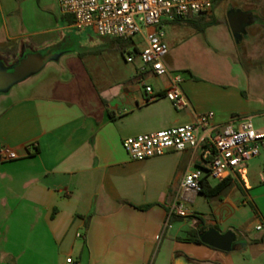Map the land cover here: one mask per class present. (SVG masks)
Segmentation results:
<instances>
[{"label":"crops","instance_id":"crops-1","mask_svg":"<svg viewBox=\"0 0 264 264\" xmlns=\"http://www.w3.org/2000/svg\"><path fill=\"white\" fill-rule=\"evenodd\" d=\"M215 1L211 19L194 20L202 30L164 39L163 64L179 73L188 103L182 110L163 95L169 75L141 73L139 62L99 68L89 54H59L3 94L0 149L16 159L0 158V264H264V164L230 172L222 193L206 198L180 191L188 171L205 167L201 147L132 160L122 146L206 112L211 135L233 118L264 120V4L240 0L213 17ZM230 10L253 16L240 41ZM72 28L57 0H0V61L47 50ZM146 86L160 97L146 102ZM177 199L188 217L171 212ZM212 229L234 235L230 252L180 240Z\"/></svg>","mask_w":264,"mask_h":264},{"label":"built area","instance_id":"built-area-1","mask_svg":"<svg viewBox=\"0 0 264 264\" xmlns=\"http://www.w3.org/2000/svg\"><path fill=\"white\" fill-rule=\"evenodd\" d=\"M213 1L57 0V3L62 14L72 17L73 26L77 29L92 27L100 37L131 41L134 36L140 35L142 47L137 49L136 56L129 55L126 62L133 63L136 57L141 73L147 72L154 77L169 75L170 83L163 95L175 110H182L188 103L180 88L181 77L170 74L163 64V58L168 53L164 26L175 20L210 14ZM145 91L148 95L146 102L160 97L149 86L145 87ZM212 117V112L202 113L192 124L130 137L123 140L122 146L132 160H145L169 151L201 147L205 167L188 171L180 185L183 193H198L204 177L222 180L230 172L258 157L264 148V124L255 126L251 117L233 118L211 135ZM0 158L13 160L16 155L0 149ZM171 212L180 218L190 215L186 202L180 199L174 201ZM256 229L261 230L262 225L259 224ZM65 263L77 264L72 257H67Z\"/></svg>","mask_w":264,"mask_h":264},{"label":"rangeland","instance_id":"rangeland-1","mask_svg":"<svg viewBox=\"0 0 264 264\" xmlns=\"http://www.w3.org/2000/svg\"><path fill=\"white\" fill-rule=\"evenodd\" d=\"M240 0H216L214 2V16L219 17L226 7L233 8V3L237 4ZM264 4V0H260ZM227 10V11H228ZM258 10H256L257 13ZM205 19L201 22H205L211 18L208 15H204ZM194 18L192 20H196ZM175 26V27H173ZM178 26V27H176ZM178 30V31H177ZM166 40L179 41L185 35L194 34L195 29L192 24L188 22H175L174 24L168 25L164 28ZM111 38H103L98 36L92 27L77 29L72 28L65 32L64 34H59L56 41L52 42L49 46L59 45L60 47L55 52L56 54H89L86 56L88 63H96L99 68L109 69V68H120L122 70H132V63H127L126 58L129 55L136 56L137 49H140L143 45L140 35L134 36L132 43L125 47L123 51H120L116 44L111 42ZM48 46V47H49ZM36 51V50H35ZM45 48H40L37 52H43ZM19 56L14 58H2L7 65H13L19 60ZM138 59L134 57V62H138ZM133 62V63H134ZM179 75V73H176ZM30 78V77H29ZM16 87H13L9 92H12ZM4 97L0 94V102ZM255 126L264 124V120L254 119ZM254 159V160H253ZM250 164L253 162H260L264 164V148L260 151V156L256 159L253 158ZM213 180V179H212Z\"/></svg>","mask_w":264,"mask_h":264},{"label":"water","instance_id":"water-1","mask_svg":"<svg viewBox=\"0 0 264 264\" xmlns=\"http://www.w3.org/2000/svg\"><path fill=\"white\" fill-rule=\"evenodd\" d=\"M226 19L233 37L240 41L246 26L252 23L253 16L250 13L230 10L226 15ZM59 47V45L51 46L44 53L28 52L13 65H7L5 62L0 61V94H7L13 87L39 73L48 62L59 56L55 53ZM199 240L202 244L211 248L222 252H230L234 235L231 232L219 234L212 229L200 235ZM175 264L194 263L178 257Z\"/></svg>","mask_w":264,"mask_h":264},{"label":"trees","instance_id":"trees-1","mask_svg":"<svg viewBox=\"0 0 264 264\" xmlns=\"http://www.w3.org/2000/svg\"><path fill=\"white\" fill-rule=\"evenodd\" d=\"M174 22H188L192 25H195L194 20H192V19L175 20ZM195 26H197V25H195ZM196 28L198 30H202L201 26H197ZM111 42L116 44V46L119 48L120 51H123L127 45L132 44L131 40H122V39H114V38L111 40ZM227 185H228V180H222L221 182H219L215 186L210 187L209 184L206 182V180L203 179V180H201V183H200V191L199 192L202 193L206 198L216 197L222 193V191L227 187ZM180 240L201 244L199 237H198V234L194 230L187 232V236L185 238L180 239Z\"/></svg>","mask_w":264,"mask_h":264},{"label":"flooded vegetation","instance_id":"flooded-vegetation-1","mask_svg":"<svg viewBox=\"0 0 264 264\" xmlns=\"http://www.w3.org/2000/svg\"><path fill=\"white\" fill-rule=\"evenodd\" d=\"M247 21H248V19H247ZM42 53H44V52H42Z\"/></svg>","mask_w":264,"mask_h":264}]
</instances>
